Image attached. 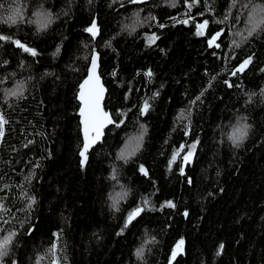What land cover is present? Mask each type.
<instances>
[{
    "label": "trees",
    "instance_id": "trees-1",
    "mask_svg": "<svg viewBox=\"0 0 264 264\" xmlns=\"http://www.w3.org/2000/svg\"><path fill=\"white\" fill-rule=\"evenodd\" d=\"M228 2L215 0L217 18ZM108 3L109 0H99L92 9L102 24V39L98 37L94 43L102 56L103 80L109 89L106 103L113 111L129 107L132 111L123 127L108 133L106 143L92 149L86 168L79 166L77 148L81 138L74 99L78 76L67 68L72 62L83 66L84 61H77L76 56L83 57L88 52L82 43L90 41L88 34L82 32L90 15L86 0H77L75 15L70 19L62 17L46 36L33 37L28 26L21 27L19 34L42 51L39 63L33 64L30 57L13 49H0V59L10 61L7 70L0 69V77L15 71V79L25 80L28 85V99L19 106L11 101L12 109L3 104L2 92L4 87L11 86L12 78L8 85H0V107L12 121L6 129L2 150L3 159L11 160L12 167L0 163V169L7 173L6 176L0 173V183L4 180L21 183L36 161L42 164L36 169L38 179L32 182L31 189L38 199L31 217L38 231L33 237L21 235L26 246L19 249V258L23 264H32L29 257L42 252L54 239L51 233L62 228L71 264H137L133 253L147 229L160 241L153 248L148 264H168L170 248L180 238L185 240L184 253L177 257L176 264H264V105L244 108L240 90L228 89L221 83L226 78L235 82L236 78L231 77L227 69L254 51L258 59L245 73L244 84L249 90L259 91L258 86H264V75L259 73V67H264V40L242 46L235 50V60L225 61L221 57L229 55L232 33L244 28L242 19L235 23L230 21L229 25L210 23V31H224L221 49L213 50L207 47L204 38L194 35L191 26H172L170 17H180L186 9L183 0L176 8L168 7L167 0H151L149 5H141L144 7L141 17L151 12L168 27L163 30L154 26L140 28L133 35L118 33L123 23H131L125 17H130L136 6L117 11L115 7H108ZM153 4L158 6L153 7ZM64 5L65 0H48V6H54L56 11ZM201 10H204L203 17L199 15ZM192 12L197 14V21L210 16L203 0ZM153 32L161 36L157 42L159 47H149L142 38L144 33ZM113 36L116 38L112 46L118 56L104 47V42ZM62 40L64 48L53 57L55 47ZM22 58L27 59L23 70L18 67ZM149 68L154 72L151 82L143 75ZM113 70L118 72L117 79L123 87L110 75ZM46 72H54L60 79L44 76ZM138 72L140 75H136ZM206 72L222 75L206 94L204 103H198L191 118V135L186 136L177 117L206 85L209 79ZM29 76L33 79L28 80ZM128 89L132 90V95L124 100ZM156 91L160 96L154 108L148 116H139L137 105ZM240 115L249 117L255 134L240 149H233L228 142L219 144L221 127L235 123ZM16 120L21 123H15ZM138 122L148 127L144 149L124 165L116 155L128 137L139 131ZM40 132H44L46 138L38 135ZM196 137L201 145L194 164L187 169L193 180V184L188 185L175 166L172 172L168 171L167 161L173 149ZM26 138L34 139L36 144L22 148ZM12 145L21 147L20 152H13ZM45 148L52 153L50 159L46 158ZM140 163L148 168L151 179L139 173ZM113 166L120 170V183L132 190L129 204L139 202L144 196L157 207L165 200H174L177 210L165 208L146 213L136 227L117 236L124 213H115L109 208L108 195L113 192L115 182L108 177ZM16 207L23 205L18 203ZM184 209L189 211L187 219L181 214ZM13 211L21 218L24 215L15 208ZM220 243L225 244V252L216 256Z\"/></svg>",
    "mask_w": 264,
    "mask_h": 264
},
{
    "label": "snow or ice",
    "instance_id": "snow-or-ice-1",
    "mask_svg": "<svg viewBox=\"0 0 264 264\" xmlns=\"http://www.w3.org/2000/svg\"><path fill=\"white\" fill-rule=\"evenodd\" d=\"M77 0H65V5L56 11L54 6H48V0H0V49L8 51L13 49L18 54H26L30 57L33 64L39 63V57L43 54L38 45L34 42L29 43L25 37L21 36L20 29L22 26H28L31 29L33 37L46 36L53 28V26L61 20L62 17L72 18L75 15L74 8L76 7ZM99 3V0H86V6L89 10L88 20L82 28V32L88 34L90 37L89 42H82L83 47L88 49V52L83 57L76 56V60H83V66L72 62L67 65L68 71L77 74L76 87L74 91V99L76 103V115L78 116V128L81 133L80 143L77 145L79 166L86 168L89 164L90 153L98 144L103 145L106 143L105 137L108 133H112L115 129H120L125 124L128 118V113L132 111L129 107L127 110L118 109L113 111L109 109L106 103V98L109 89L103 80L102 72V56L96 49L95 41L99 37L102 39V24L99 16L92 11L94 6ZM181 3V0H167V6L176 8ZM186 5L185 11L182 12L180 17L172 16V26L176 24L191 26L194 30V35L205 39L206 45L209 49H221L223 41L221 37L224 35L223 29L209 30L210 23L217 25H229V22H237L243 20L244 28L237 29L232 33L233 39L228 48V56L221 57L223 60H235V50L241 49L244 45H251L254 41L264 40V0L257 2V0H229L225 9L222 10L220 18H217L216 9L214 7L215 0H203V4L210 13L209 18L196 20V15L192 12L194 7L201 5V0H183ZM150 4V0H109L108 7H115L117 11L120 9H127L128 6H136V10L131 11V15L126 16L125 20H131V23H123L119 34L127 33L133 35L137 33L140 28L156 27L163 30L168 27L165 23L160 22L156 15L151 12L147 16L141 17L144 7ZM153 7L158 5L153 4ZM234 10L236 14L234 15ZM201 17L204 16V10L199 13ZM67 22V21H65ZM191 22V24H190ZM237 37L239 39H237ZM116 37L113 36L104 42L105 48H110L113 53L118 56L117 49L112 46V40ZM142 38L146 41L149 47H159L157 42L161 36L155 32L148 34L144 33ZM63 39H67L64 37ZM64 48L63 40L55 47L52 53L53 57L60 54ZM161 52L166 51L162 48ZM213 55L216 52L213 51ZM256 53L250 52L243 56L236 64L227 69L231 77H235L233 82L230 79L221 81L228 89H239L240 95L244 98L243 107L248 108L250 105L261 106L264 105V86H258L259 91H252L247 89L244 84L245 73L252 68L257 61ZM10 61L8 59H0V69L7 70ZM27 65V59L22 58L18 61V67L23 70ZM82 73V74H81ZM259 73L264 75V67H259ZM110 75L116 80L118 86L124 85L117 79L118 72L113 70ZM140 75V73H136ZM148 81L151 82L154 78V72L151 68L143 73ZM209 77L206 85L199 91V93L189 101V106L180 111L177 119L181 121V127L186 136L191 135V118L194 110L197 108L198 103L202 105L204 98L210 89L213 88L218 77L222 73L211 75L205 73ZM44 76H53L56 80L60 77L54 72H46ZM41 77V79L44 78ZM12 78L13 83L9 87H4L3 104L7 105L9 109L14 107L11 101H15V106H19L21 101L27 100L28 85L25 80H16V72H10L5 76L0 77V85H8L9 78ZM28 80L33 77L29 76ZM132 95V90L128 89L123 99L128 100ZM160 92L156 91L152 96H146L142 104L137 105L138 115L146 117L154 108V102L159 98ZM43 104V101H40ZM26 111V109H25ZM239 111V110H237ZM187 121V123H183ZM15 123H21L16 120ZM31 123V122H30ZM139 123V122H138ZM12 124V121L6 116L5 110L0 107V163L12 167L11 160H4L2 150L5 144L6 129ZM35 127V125H33ZM175 131V129H173ZM23 134V132H22ZM148 134V127L146 123H139V131L128 137L123 147L119 149L116 159L122 161L127 165L134 157H136L143 149L145 137ZM255 134V126L249 122V117L240 115L236 118L235 123H229L222 126L220 129V137L218 143L223 145L228 142L233 149H240L244 147L246 142L251 139ZM41 137L46 138L44 132L38 133ZM36 141L34 139L26 138L21 147L24 149L34 146ZM201 145L198 137L193 138L191 142H186L179 145V147L171 151L170 159L167 161L168 171H173L175 166L181 177H184V182L188 185L193 184V180L189 175L187 169L194 164L197 156V149ZM13 152L19 153L21 147L12 145ZM47 153L46 158H51L52 153L50 149L45 148ZM45 157H41L44 159ZM32 163V161H29ZM42 167L40 161H36L32 170L23 177V182L15 183L12 181L4 180L0 183V264H23L19 258V249L26 246V241L21 239L24 237H33V233L38 231L36 224L33 223L31 217L38 205L37 196L32 192L34 180L38 179L36 169ZM138 171L144 177L151 179L148 168L143 163L139 164ZM0 173L7 175L3 169ZM217 175H220L217 172ZM111 181L115 182L113 185V192H110L108 199L110 201L109 208L115 213H124L121 217L123 220L122 225L117 236H123L126 231L136 227L141 223L146 213H155L157 211H164L169 209L176 211L177 203L174 200H165L162 205L157 207L148 198L141 196L139 202L132 201L129 204V197L132 190L120 183V170L113 166L108 177ZM118 187L119 191H115ZM223 191V189H221ZM209 196L212 193H208ZM20 203L23 207L17 208L16 205ZM127 205V207H124ZM16 212H23V217L17 216ZM182 216L187 219L189 211L182 210ZM27 225V227H25ZM170 226V225H169ZM64 229H59L51 233L54 237L50 244L41 252L37 251L34 257H29L32 264H43L45 260L48 264H71V259L68 255V243L63 236ZM160 241L155 235L144 230V235L140 244L135 248L133 255L136 258L137 264H148V258L151 256L153 248L158 245ZM185 240L180 238L173 247L170 248V257L168 264H176L177 257L184 253ZM225 252V244L220 243L216 256H221Z\"/></svg>",
    "mask_w": 264,
    "mask_h": 264
},
{
    "label": "water",
    "instance_id": "water-1",
    "mask_svg": "<svg viewBox=\"0 0 264 264\" xmlns=\"http://www.w3.org/2000/svg\"><path fill=\"white\" fill-rule=\"evenodd\" d=\"M151 1V0H150Z\"/></svg>",
    "mask_w": 264,
    "mask_h": 264
}]
</instances>
